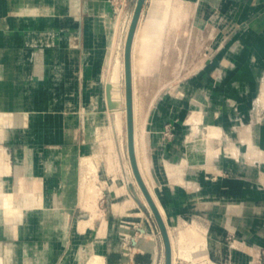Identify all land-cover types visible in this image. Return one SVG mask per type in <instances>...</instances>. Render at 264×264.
<instances>
[{
    "label": "rangeland",
    "instance_id": "374dc122",
    "mask_svg": "<svg viewBox=\"0 0 264 264\" xmlns=\"http://www.w3.org/2000/svg\"><path fill=\"white\" fill-rule=\"evenodd\" d=\"M234 1L230 0L231 6ZM137 2L0 0V161L3 157L10 165L9 172L0 170V193L5 200L12 194L17 207L33 202L27 193L39 199L29 212L31 221L22 220L16 230L15 222L0 221V257L7 256L4 248L10 245L9 264L26 260L31 264L39 260L42 264H98L93 262L97 255L104 257L105 264H166L160 226L143 203L140 189L134 183L127 190L123 187L124 182L134 181L126 113L120 132L110 110L109 78L118 59L125 58ZM223 2L172 0L171 8L181 5V12L171 11L165 26L158 27L160 11L154 0L145 1L138 24L136 77L143 165L156 190L153 149L142 144L146 132H158L150 126L155 119L162 122L165 144L174 141L179 130L192 139L187 149L194 155L201 133L207 162L216 154L222 156L224 178H237L241 184L237 195L249 196V210L260 205L262 215L264 146L252 136L264 133V26L251 25L264 14V3L257 7L252 1L232 13ZM233 85H249L251 96L237 97L236 104L224 98L221 136L210 135L207 123L216 124L218 106L211 87ZM198 97L207 106L205 112L199 108ZM230 116L233 123L227 124ZM88 158L96 169L90 168ZM209 169L208 180H217L219 174L212 166ZM246 182L251 183L249 188ZM215 195L208 198L210 205L216 203ZM116 196L124 202L119 214ZM221 206L225 218L219 223L226 232L213 220L215 206L207 208V216L195 214V220L168 212L167 225L178 251L181 233L191 222L199 224L207 236L193 258L179 254L176 264H230L228 252H237L243 264H264V246L247 243L236 234L238 230L242 235L262 233V222L252 221L251 231L240 226L233 229L227 216L238 209L245 212L248 206L242 199L222 201ZM45 209L40 224L36 210ZM14 216L17 211L8 215ZM91 220L92 226L77 230L78 223Z\"/></svg>",
    "mask_w": 264,
    "mask_h": 264
},
{
    "label": "crops",
    "instance_id": "0c3cea01",
    "mask_svg": "<svg viewBox=\"0 0 264 264\" xmlns=\"http://www.w3.org/2000/svg\"><path fill=\"white\" fill-rule=\"evenodd\" d=\"M200 1L201 0H199V2ZM252 1H255L257 7L261 6L264 3V0H236L234 1L235 2L234 6L230 5L231 4L230 0H224L223 3L225 4L227 3L228 5L231 6L232 9L230 12L236 13L238 12V10L241 11V7L245 6L246 4ZM235 8H237V11L234 12L233 9ZM158 10L160 11V9ZM171 11H173V8H171ZM251 26H255V27L264 26V14L262 15V17H260L255 22H253ZM251 90L252 88L251 87L249 88V85L211 87L213 102L218 105L216 107L215 115L213 118L215 119L214 122L216 124L222 122L221 121L222 116H220L222 114L220 107H222L224 104L225 101L224 98H228L231 104H236L237 101L235 99L237 97L248 98L249 96H251L252 93ZM200 91L206 92L205 97L210 100L207 89L202 88L200 89ZM202 97H198V101L201 104V107L199 108H204V112H205L207 106L205 102H202L204 101ZM244 104L245 102L243 103V105ZM180 117H181V113L179 111L177 119L178 118L180 119ZM187 119L185 120V123ZM232 120L233 118L230 116L229 121H227V124L233 123ZM189 121L191 120L189 119ZM150 126L152 131L158 130V132H146V136L145 139L143 138L142 144L145 146V148H147V150L150 149V146L153 149V153H154L153 157L155 161L151 164L152 167L151 172H152V178H154L156 181L153 180L152 181L155 183L156 191L159 193L162 199V203L167 206L168 212H170L173 215L179 214L184 219L188 218L195 220L194 218L195 214H201V215L203 214L204 216H207V208H206V206L208 205L207 200L208 198H211L212 193H215L216 195L214 200L216 203H214V206L216 207L215 209L216 213H214V217H213L214 219L213 218L212 219L216 222V224L218 223L219 229L222 230L225 229L219 223L220 220L225 218L224 214H222L223 210H221L222 201L237 203L239 202V199H242V202H244V204L248 206L247 210L242 213L240 212L239 209L236 211L232 210L235 211L236 213L235 214L229 213L226 219L230 218L233 224L232 225L233 229L238 230L237 227L240 226V228L244 229L245 231H251L253 229L252 226H250V224L253 223L252 221L262 222L260 227L262 233L258 231H252L248 235H242L238 233L240 232L238 230L236 234L240 237L245 238L247 243L264 246V213H262L261 215L260 213L261 209L257 211L255 207H254L255 209L249 210V206H251L250 204L252 203V201L251 202L248 201L249 196L245 198L243 194L242 197L237 195L241 186L237 178L234 177L231 179L224 178L222 172H225V169L222 163L223 162L222 156H219L220 158H218L216 154L214 158H212L211 160H209V162H207L206 151H205L206 149L203 146L205 144L201 145V141L205 140L204 138H202L203 134L201 133L199 134L200 147L198 148V154L194 155L191 154L190 151L187 149L188 146L187 143L192 139H188L189 137L186 134L184 133L182 134L178 130L176 132L175 140L165 144L162 138L163 132H160V129H162L161 127L163 126L161 120L155 119L154 121L151 122ZM252 139L253 141L259 142V144L261 145L263 144L264 146V133L260 134V137L258 134L253 135ZM143 148L144 147H142V149L140 148L139 157L142 163L144 164V159H142L141 157L142 150H144ZM147 150H145V152H147ZM186 161L188 162V164L186 163ZM145 162H147V159ZM189 162H193L194 164L190 165ZM210 166L213 167L215 173L219 174L217 180L215 181H212L210 179L208 180L207 178L208 177L207 172L210 171L209 169ZM230 170L233 171V169ZM148 179L149 182L151 183V179L149 177ZM246 184L248 188L251 186L250 182H246ZM223 193H225V195L226 194H230V195L229 197L226 196L227 197L226 198L223 196ZM258 215L259 216L261 215V218L258 217ZM234 224H236L237 226H235ZM228 254H230L232 260L230 264H243L242 261L240 262L237 252L235 253L228 252ZM198 263L201 264V261Z\"/></svg>",
    "mask_w": 264,
    "mask_h": 264
},
{
    "label": "bare ground",
    "instance_id": "6f19581e",
    "mask_svg": "<svg viewBox=\"0 0 264 264\" xmlns=\"http://www.w3.org/2000/svg\"><path fill=\"white\" fill-rule=\"evenodd\" d=\"M171 4H172V0H155L154 6H155L156 9L157 8L160 9L159 16L161 17L159 19V21L157 22L156 26H158V27L165 26V22H167L166 19L169 17V14L171 13ZM55 6H56V4H55ZM181 10H182V6L180 5L179 7L174 8L173 12L175 11V13H178V12H181ZM26 12H27V9H26ZM156 14H158V13H156ZM151 16H152V14H151ZM131 22H132V20H131ZM130 26H131V23H130ZM139 30L140 29L137 27L136 35H135V38H134L133 51H132V71H133V88H134V126H135L136 156H137L138 166H139L140 172L142 174V177H143L146 185L148 186V189L150 190V192H151V194H152V196H153V198H154V200H155V202H156V204H157V206H158V208H159V210H160V212L162 214V217H163V219H164V221L166 223L168 234H169L171 245H172V256H173L172 260H173V264H176L177 256L179 254H181L184 257L193 258L194 257V254H193L194 251H196L201 246L202 242L206 241L207 236L203 235V233L205 231H204V229H202L199 226V224H197L196 222H191L188 225V228L185 230L186 232H182L181 233V236L179 238V243H178L180 250L179 251L177 250L176 238H175V236H173L172 231L170 230V228H168V225H167V218H169L168 217L167 206L162 203V199H161L159 193L154 189L153 185H151V183L149 182V179H148V177L146 175V171H145L144 165H143V163H142V161L140 160V157H139V154H140L139 115H138L139 114L138 113L139 112V105L137 103L138 102L137 101V95L138 94H136V92H137L136 77H137V74H138V68L140 66L139 65V57L137 55V49H138V43H139ZM128 32H129V29H128ZM118 58H119V56H118ZM108 74H110V73H108ZM123 78L125 79V87H126L125 58L122 61L120 59H118L117 65L115 66V69H114V71H113V73L111 75V78H109L110 82H111V90H112V96H111L112 100H111V108H110V110H113V120L112 121H114V124H115L114 126H115L116 130L118 129L120 132L123 129V112L126 113V120L125 121L127 123V97H126V92H125V94H123L124 91L122 92V89H123L122 88V84H123V82H122L123 80L122 79ZM95 88H97V87H95ZM125 91H126V88H125ZM106 96H107V94H106ZM123 103L126 104L125 105V109H124L125 111L122 110V108H123L122 104ZM108 116H109V119L111 121L112 117L110 116V113H108ZM207 126L210 128V135H219V136H221V132H222L221 130L223 128L221 125H219V124H208L207 123ZM128 156H129V168H130V172L134 176V181L131 180L133 182H124L123 187L127 190V187L129 185L132 186V184L134 183L136 185L137 189H140V191L142 193L141 198L143 200V203L149 208V210L154 215V212L152 211V209L150 207V204H149L148 200L146 199V197H145V195H144V193H143V191H142V189H141V187H140V185H139V183H138V181H137V179L135 177V173H134V170H133V167H132V163H131V160H130L129 147H128ZM86 160L89 161V163H90L89 166H90L91 169H96V167H95V165H94V163H93L91 158H88ZM0 170H1V172H9L10 171V165L8 163L6 164V162L4 161L3 157H2V159L0 161ZM21 171H22V169H21ZM119 194H120V192H119ZM26 195L32 197L33 198V202L29 200L28 201V205H25V206L22 205L20 207H17L14 204L15 203L14 202L15 198L13 197L12 194L7 195L8 199L5 200L4 194L0 193V221H2V219H5L7 221V224H9L10 222H15V224L13 226L14 230H16L17 224H19L22 220L26 219V221H28V222L31 221V215H29V212L35 210L36 207L34 206V204H35L34 202H39L38 201L39 199L35 198L33 193L30 192V193H27ZM122 202L123 201L120 202L119 197L116 196V201L114 203V206H115V210H116L117 214H119L122 211V209H123L124 202L123 203ZM213 207H214V204L210 205L209 203L206 206V208H208V209H212ZM217 210H219V209H217ZM256 210H258V211L260 210V205L256 206ZM14 211H17L18 216H16V217L15 216L14 217H8V215L14 213ZM36 211H37V213H40V214H38L39 215L38 219L40 218L39 222L41 224V223H43V220L45 218L44 216H45L47 210L45 209L43 212H40V210H36ZM41 213H42V215H41ZM92 225H93L92 220L91 221H87L86 223H78L77 230L85 231L87 229V227L92 226ZM145 235H148V233L145 232ZM164 245H165V243H164ZM4 249L6 250L7 256L4 257V259H3V257H0V264H9L10 259H11L9 254H10V252H12L13 249L8 244H7L6 248H4ZM1 250H2V246L0 244V252H1ZM142 254H144V252ZM145 256H146V254H145ZM165 259H166V256H165ZM93 262H97L98 264H105V259H104V257L97 255V256L94 257ZM25 264H31V263H30V261L26 260ZM37 264H42L41 260H39ZM216 264H219V263L216 262Z\"/></svg>",
    "mask_w": 264,
    "mask_h": 264
},
{
    "label": "water",
    "instance_id": "95a60500",
    "mask_svg": "<svg viewBox=\"0 0 264 264\" xmlns=\"http://www.w3.org/2000/svg\"><path fill=\"white\" fill-rule=\"evenodd\" d=\"M146 0H138L136 9L133 15L131 26L127 35L126 46H125V67H126V97H127V135H128V147L130 160L135 173V177L148 200L152 211L154 212L155 218L160 226L161 233L166 249V264H173L172 260V245L168 234L166 223L162 217V214L146 185L142 174L140 172L136 149H135V126H134V88H133V71H132V51L136 30L140 22L144 5Z\"/></svg>",
    "mask_w": 264,
    "mask_h": 264
}]
</instances>
